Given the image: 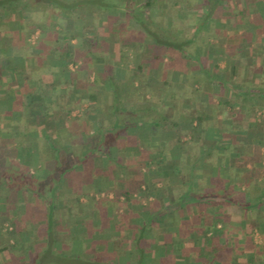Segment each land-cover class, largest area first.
<instances>
[{
    "label": "rangeland",
    "instance_id": "374dc122",
    "mask_svg": "<svg viewBox=\"0 0 264 264\" xmlns=\"http://www.w3.org/2000/svg\"><path fill=\"white\" fill-rule=\"evenodd\" d=\"M141 1L142 2L140 4V8L142 10V14L144 16L147 13V15L150 14L151 20H154L156 24H160L162 28L161 30L177 37H191V34L193 35L197 33L196 24L202 19L203 14H205L208 10V6L200 3L199 0H149L148 2L147 0ZM23 2H25V0H23ZM11 3L13 4V2ZM17 6L22 7L18 12L20 14V21L28 22L29 19H33L36 21L40 20L42 21V23L46 24L45 33H40V29L37 28V32L30 37L31 43L36 41V37L40 34H45V36L49 35L50 30H54L56 34H59V30H61V28H77L75 27L76 18L74 16L70 17L69 14H59L55 11L53 6H49L48 4H30L28 2H17ZM12 9L14 8L9 7V9H6L3 6H0V19L2 16V18L5 20L6 18L8 19L9 17H11L10 12L7 11H11ZM162 10H167V12H169L170 14L163 16L161 15ZM12 12L14 11L12 10ZM112 14L113 15L108 14L106 11H102L101 15L105 17L104 23L100 21V16L98 17L94 15L93 19L96 23H99V25L87 23V20L85 29L91 32V37L89 39L81 34V28L74 29L76 30V38L74 41H71V45H69V49H72L73 51L77 50V56H85V58L89 59L91 63L95 65L92 68H89L86 65L84 66V62H82V59H77V61L71 62L69 68L70 71L73 72L74 77L78 73V71H81V74L83 76H87L88 73L90 82H92L96 79V77L104 78L107 73L110 75L114 73L119 74L117 75V77L119 81L118 90L120 91L118 97V108L116 110L117 116L118 118H120V120L117 121L116 126H113V124H115L113 118V111L115 110V108L113 106L112 109V105L110 109L106 107V103L109 100L108 96L111 95V91L109 88L106 87V89H104L101 85L86 86L84 84H78L74 89L73 96L79 99L80 103L78 104V106L72 109L70 117L69 119H67L68 122L65 125L67 126V129H65L66 131H64L66 133V137L64 140L69 145L74 146V154L75 156L78 155V158L74 164L75 168L71 171L81 172V176L79 177L82 178H80L79 181L73 180L74 182H72L69 179L66 180V175L71 171H68L64 175H62L59 180H63L61 186L65 188V194L63 198L64 200H66L71 196L70 190L67 188L71 184L76 185L79 182L86 183L88 177L95 180L97 179L95 181L94 187H91L90 185L92 191L90 190L91 194H89V196L93 198L95 206L105 208V210H107L105 212V216L101 218H91L89 216V211L87 210L89 206L80 211L81 216L78 218L79 225L74 222L73 227H70L74 240H78V245L75 244L74 241V247L78 249V252L81 251V247H83L81 244V238L83 236L86 237L88 235L86 233H90V236L92 235L94 238L103 237L105 239L110 234H118L120 235V238H122V243L119 242L118 246H116L124 249L125 255L120 262L118 261L119 259L115 260L116 263L136 264L139 253L138 250L134 248L132 237L128 236L130 232H133V230L125 227L124 224H119V220H125L128 213L129 215H132L129 218L135 217V219L137 220L136 225L138 223V219L140 221L142 219L143 221L149 223L147 231L150 235L145 238V243L155 244L157 246L156 250H151V252L148 253L149 256L151 255V257H157L158 255H160L161 252L158 246L165 243L164 254H168V261H171V264H182V254H178L179 252H176L175 250L182 249V247L184 246V242L186 241L189 244L192 243V239L195 241V243H198L199 239L202 236V233L198 229L191 230V226L189 223H187L186 225L184 224V221H181V223H183L179 224L175 223L174 219H171V207L179 208L180 210L183 205L186 204L189 192L184 194V197H182L180 201L177 200V203L173 204L174 206L171 204L169 207H166L162 210L155 208L153 200L158 203L162 202V192L160 190L162 186L161 183L163 182L160 176V173L162 171L161 167L165 168V166H167V156L168 158H171L169 157V155H172V151H174L175 148H168L165 143L164 145L160 146L159 142L158 145H156V143H154L153 141L155 138L151 135L154 133V131H150L151 129L149 128V125L145 123H147L149 117L152 116V113H155V106L157 107L162 103V108L163 104L172 103L175 98L179 99L180 103L187 105L186 108L193 107L194 101L198 97L202 95L204 96V94L207 92L205 87L206 75L204 74V71L201 69V67H199L200 64L193 63L188 59L182 62L177 55H173L170 57V55L165 54L163 55L162 59L155 64V60L153 59L152 54L153 45L146 42L141 35L136 36L135 31L131 29V24H128L127 21L125 22V20H123L124 13L118 12ZM192 14L193 18L191 17ZM188 17L191 18L189 24L182 25V22L184 20H187ZM177 18H181L183 19V21H179ZM90 20L92 21L91 18ZM219 20L223 21V19L220 17ZM53 21L54 25H52ZM124 22L126 25H124ZM217 26L218 27L212 28L210 32L209 30H206V28H203L200 31L199 35L202 38V43H204L203 38H205V36H207L208 41L217 44L230 43V41L234 40L236 41V37H238V40L243 35V37H246V34H244V30L242 31L244 27H236V30L234 29L230 32V30L223 31V25L218 24ZM257 37L258 36H256V40ZM260 37L263 38V36ZM43 40L44 39H40L41 42H39V47L37 46L35 50L30 51L31 54H37V50L40 49V44H44ZM8 42L10 43L9 40ZM214 48L215 46L213 44H208L203 48L202 53L205 54L206 52H208L210 56H213ZM88 52L91 53L92 57L87 56ZM139 63L145 65L146 68H153V66H158L159 72L158 76H154L151 81L149 80L148 86H145L144 89L136 90V86H138V80L140 78H151V75L149 73L147 74L145 70H139L137 68V65ZM206 63L207 65H210L212 64V61L207 60ZM97 70H99L100 72L97 73ZM166 73L168 75H166ZM133 76H135V78L132 80V83L128 82L127 79ZM165 78L166 80H168L167 83H165L164 81ZM195 79H200L201 81L195 82ZM66 87L70 88V84H68ZM219 93V88L216 83H212L211 90L208 95L210 99L204 100V107L206 109L212 106H220L219 98H217ZM81 94H88L90 95V97H82ZM172 95H175V97H173ZM181 95H185V100L180 98ZM129 98H132L133 101L131 100L132 103L129 102L128 104L127 101ZM130 104H133V106H131ZM150 106L152 107V109H149ZM127 111L131 114H133L134 112H142V117L140 116L139 118H136L137 121L135 122V124L125 126L122 122V119H125L126 114H129ZM159 111L161 112L162 110ZM255 113L256 122L262 124L264 122V105H258ZM59 119H63V115H61ZM196 126H198L197 130L194 132L192 137L189 131L185 138H183L184 136L182 137L185 142L187 140L191 141L194 139H200L201 133H205V137L208 139L219 138L214 130L215 126L217 125L214 124L212 116L207 118L204 122L198 123ZM54 127L58 128L57 123H55ZM165 133L166 131L163 132V135ZM162 138H165V135L163 137H160V139ZM223 144L224 142L220 143L219 146H222ZM152 148H155L154 150L156 151V155L159 156L160 159L165 160L163 163L160 162L159 166L151 160L150 152L152 151ZM100 149L102 150L100 151ZM191 149L192 148H190L189 150ZM124 150L127 151L128 155H131L134 158H132L131 160L129 159L130 163L126 164L127 168L130 167L134 170L136 169L135 174L133 173L134 176L132 175V179H126L127 177H123L121 175L123 173L122 169L124 170V166L122 165V163H119L120 166L122 165L120 168H116L114 162L109 161V158H113V160L116 159V161H118V158L124 159V155L126 154L123 153ZM14 160L18 159L10 160V158H4L1 160V164L6 167V169L0 170L1 177L7 179L9 177L8 174L12 171H16V169H18L19 171H16L15 175H18L21 171L27 174H34L37 178H41L43 180L46 179V176L48 177L49 172L47 171V166L41 167L36 163H31L29 164L31 165L30 167L26 168L24 166L22 168L19 167L17 163L14 162ZM21 160L27 161L28 159L26 158V155H23L21 157ZM105 165L106 167H111L110 171L112 174L110 175L113 176L110 178V180H105V182H102L101 175L103 174V172H105V170H102V166ZM243 172L246 175L245 171H242V173ZM215 173H217V171ZM231 174L232 173H230V175ZM15 175L14 179L16 177ZM232 176L234 177V181L239 182L240 189L237 190L235 188H232V186H230L229 184L230 192L234 196H237L240 191H247V189L244 188L242 186V183L240 182V180H243V178L245 177L243 175L235 176L234 173L232 174ZM27 177V186L33 184L34 186L39 185L38 187L40 188L44 187V181L35 183V178H32L30 176ZM220 177H222L219 180L221 183H223L221 181L222 179H226V182L231 181V179L226 177V175L224 174H221ZM247 180L249 183L253 182V184H255L253 189H256V191L251 189V191H254L251 194H258L259 191L257 189H259L260 187L256 185L257 181L252 178H246L244 181ZM7 187L8 186H6V183L0 185V191L2 189H7ZM124 189H128L130 193H137V197L135 195L132 199L129 200L133 203V206L127 199L123 200L122 198L115 201L116 203L106 202V196H108V193L114 192L116 193L115 195H117V193L119 194L120 192H124ZM155 193L158 194V197H156V199L154 196ZM151 196L153 198H151ZM85 202L89 204L92 202V200H89V197L87 196ZM123 203L128 206V210H125L126 208L122 206ZM115 204L118 206H116ZM46 206L47 205H45L44 203L43 206L36 210V212L44 213L43 211L47 208ZM144 210L150 211V216L152 219L151 221H149L148 214H142ZM163 214H165L164 219H157L158 215ZM185 217L179 218L183 220V218ZM1 218L2 216L0 217V219ZM135 219H133V221ZM249 224L250 222L248 219L242 220V228L239 231L238 229H236V227L227 223L223 238H226L231 232H236L238 234L240 233L244 235V232H249L250 230ZM58 225L61 226L60 228H62V231L65 232L68 230H66V228L64 227V223H59ZM115 225L117 226L115 227ZM173 225L182 226V228H180V231L183 234L182 236H179L176 233L172 234L167 232L169 230L168 228ZM219 226L220 224L216 225V227ZM102 227H106V229L109 228L111 232H109L108 229L100 232L102 231ZM5 228H9L10 230L11 227L9 226L8 222H4L2 224L0 223V236L4 237L2 240L0 239V244H4V247L7 246L5 237H9L8 234L4 232ZM33 232L34 231L32 230V228H30V233ZM263 234L264 229L263 231L260 229H254L252 239L255 240L253 241V243L257 244V246L251 247L250 249L256 250V252L262 251L261 247L263 244ZM242 240H244V236H242ZM241 248L245 251L248 250L247 247H244V245ZM4 250L5 248L1 249L2 252ZM236 255L237 254L235 253L232 255L231 259L223 260V264H236ZM263 260L264 259L261 256V263H263ZM152 262L154 263L155 261L152 260ZM16 264H21V262H17Z\"/></svg>",
    "mask_w": 264,
    "mask_h": 264
},
{
    "label": "trees",
    "instance_id": "16d2710c",
    "mask_svg": "<svg viewBox=\"0 0 264 264\" xmlns=\"http://www.w3.org/2000/svg\"><path fill=\"white\" fill-rule=\"evenodd\" d=\"M148 1L149 0H147V2ZM199 1L207 5L208 10L196 24L197 33L191 34V37H177L161 30L160 24H156L154 20H151L150 14L147 15V13L145 16L142 14L140 8L141 0H25V2L30 4H48L49 6H53L55 11L59 14H69L70 17L74 16L76 18V29L81 28V34L88 39L91 37V32L85 29L86 24L91 23L99 25V23L94 21V15L100 16V21L104 23L105 17L101 15L102 11H106L111 15H113L112 13L122 12L124 13L123 20L131 24V29L135 31L136 36L141 35L146 42L153 45L152 54L155 64L159 62L165 54L170 55V57L177 55L182 62L188 59L193 63L200 64L199 67H201L206 75L205 79H209L212 84L216 83V58L214 55L210 56L208 52L205 54L202 53L203 48L212 42L208 41L207 36H205V38H203L204 43H202V38L199 35L200 31L206 28V30L210 32L212 28L218 27L217 25L219 24L223 25L224 29L225 27H244V32L246 29L254 28L256 31H261V36H264V0ZM11 2H13V4ZM17 2L25 3L23 0H0V6L6 9L12 7L14 8L12 9L14 12H19L22 7H18ZM12 10L7 12H12ZM168 14L170 13L167 12V10L161 11V15L163 16ZM191 17L193 18V14ZM219 17L222 18L223 21H220ZM177 19L183 21L181 18ZM190 20L191 18L188 17L187 20L182 22V25H188ZM5 22L6 21H0V25H5ZM23 22L24 21L19 20L17 23L20 29H18V33L13 40L15 42L14 44L19 45V49H14L9 52L12 53V58L9 57L10 55H8L7 51L6 56H8V59H6V64L0 66V78L2 79L5 76L2 70L8 69L9 75H19L21 77L22 83H15L14 85L18 87L21 85L24 91L23 94H16L14 88H10L7 93H0V117L6 118L4 121L13 125H4L0 127V170L6 169V167L1 164V160L6 156L4 149H11L10 143L16 142L17 145H19V148L15 146V149H18V154L24 151L28 159L27 161L21 160L20 162H15L19 167L23 168V166L20 165H24L27 168L31 166L29 164L36 163L41 167L47 166L49 174L48 177L46 176V179L44 178L45 180H43L37 178L34 174H27L21 171L19 172L20 175H15V172L19 171L16 169V171H12L8 174L9 177L7 179L0 176V185L6 183L9 189L8 194H0V217L2 216L0 223L8 222L11 228L10 230L9 228H5L4 232L8 234L15 243L21 239L19 235L23 233V228L19 220H15L11 213L13 209L11 207L17 204L16 200L19 197H24L26 201L27 199H32L35 195H41L40 197L44 199L45 205H47V208L43 211L46 220V232L48 236L53 234L54 221L58 217L59 206L56 205L57 203L55 202L54 196L51 194V190L58 186L59 179L62 175L75 168L74 164L78 158V155L75 156L74 154V146L69 145L64 140L66 137L64 131L67 129V126H65L68 122L67 119H69L72 109L80 103L79 99L73 96L74 89L78 83L71 84L70 82L74 74L69 71L68 62H74L77 61V59H82V62L87 60L85 56H77V50L73 51L69 49L71 39L76 36L71 29L61 28L59 34H56L54 30H50L49 35L45 36V34H40L36 37V41L31 43L27 40L28 35L33 33L37 28L40 29V33H45L46 24L42 23L40 20L36 21L33 19H29L28 22ZM125 22L124 25H126ZM52 25H54V21ZM3 32L0 34L1 45L6 40V36ZM246 33L247 32L244 34ZM40 39H44V44H40V49L37 50V56L35 55L39 63L34 64V61L31 59L34 58V55H31L30 51L37 48L39 42H41ZM26 49L28 50V55L24 52ZM26 56H28V58H25ZM45 56L48 58V62L43 63L40 58H44ZM87 56L92 57L90 52H88ZM207 60H211L212 64L207 65ZM33 65L36 66L33 67ZM137 68L139 70H145L147 74L149 73L151 75V78H140L136 90L144 89L145 86L149 85V80L151 81L154 76H158V66L146 68L145 65L139 63ZM49 72L59 75V83L51 82L48 88L45 87V89L43 86L40 87L39 83H32L34 80H39L42 73ZM98 72L100 71L97 70V73ZM117 75L119 74L114 73L110 75L107 73L104 78L96 77L92 82H88V79L84 80V85H101L104 89H106V87L110 89L113 101L112 109L113 106L115 108V112L113 111L115 124H113V126H116L117 121L120 120L116 113L120 94ZM88 76L87 73L86 78H88ZM134 78L135 76L127 80L132 83ZM164 81L167 83L168 80L165 78ZM200 81V79H195V82ZM68 84H70V88L66 87ZM59 90H61V92H59ZM172 96L175 97V95ZM131 100L132 98L128 99V104ZM173 102H176L180 108L187 107V105L180 103L177 98H175ZM130 105L133 106V104ZM191 108L188 107L189 110ZM128 113L125 119H122L125 126L135 124L137 121L136 118L142 117V112H134L133 114L130 112ZM61 115H63V119H59ZM207 118H209V116L206 115L203 110H200V108L190 114L191 127L189 133L191 137L197 130L196 125L204 122ZM167 119L168 117L165 115L152 113V116L147 120V124L151 129L154 128L156 130L159 128V134L161 135L168 127L166 126ZM55 123H57L58 128L54 127ZM172 125L175 126L176 124L171 122L169 126ZM27 137H32L33 139L29 146L24 147L21 144L23 139ZM40 137L45 140L44 150L42 147L40 150L38 146L37 139ZM262 138L263 137L258 138V141H262ZM178 140L180 141L181 138L178 137ZM101 150L102 149H100V151ZM211 154V151L207 152V157H210ZM14 175L16 176L15 179ZM27 176L35 178V183L44 181V189H46L47 193H43L42 191V193L38 192V188H40L38 187L39 185L34 186L30 184V186H27ZM221 178L222 177H216L215 179L211 178L212 186L206 188L203 192L190 189L186 204H184L180 210L172 212L177 217L186 216L187 218L185 217L182 220L184 224L187 225V223H189L191 230L198 229L202 233L198 243H195L193 239H189L192 243L189 244L186 241L182 249L175 251L179 252L178 254H182V264H219L221 260L231 259L232 255L235 253L237 254L235 256L236 264H263L260 261V256H257L256 253L253 256H247L246 252L241 247L243 245L249 248L257 246V244L252 242V235L254 229H260L262 231L264 229V194L262 191L260 194L256 195H252L248 191H240L237 196H234L229 190L230 182H226V179H222L221 181L223 183H221L219 181ZM256 185L260 186L261 183ZM40 189L42 190V188ZM123 193L126 198H129V191H124ZM35 210V206H31L30 211L34 212ZM142 214H148L149 221L152 220L150 211L144 210ZM164 215L165 214L158 215L157 219H164ZM244 219H248L250 222L249 232H244V235L231 232L226 238H223L227 223L233 225L240 231L242 228L241 221ZM139 221L138 219L135 228L136 235L132 240L134 248L138 250L139 253L136 264H171V261H168V254H164L165 243L158 246L161 252L160 255L157 257L149 256L148 253L151 252V250H156L157 246L155 244L145 243V238L150 235L147 231L149 223L142 219L140 221L141 223ZM217 224H220V226L216 227ZM180 228H182L181 225H173L168 228L169 230L167 232L182 236L183 234ZM242 236H244V240H242ZM49 246L51 245L49 244ZM62 260L64 263L66 262L64 258ZM152 260L155 262L153 263ZM67 262L69 263V260ZM21 264H26V262H21ZM94 264L103 263L96 262ZM106 264L112 263L106 262Z\"/></svg>",
    "mask_w": 264,
    "mask_h": 264
},
{
    "label": "crops",
    "instance_id": "0c3cea01",
    "mask_svg": "<svg viewBox=\"0 0 264 264\" xmlns=\"http://www.w3.org/2000/svg\"><path fill=\"white\" fill-rule=\"evenodd\" d=\"M10 15L11 17L8 19L6 18V20L2 17L0 19L1 21H6L4 23L5 25H0V34L4 31L3 33L6 36V40L2 45L0 44V66H4L6 64V59H8V56H6L7 51L8 55H10L9 57L12 58V53L9 52L14 49H19V45L14 44L15 42L13 40L15 39V35L18 33V29H20L17 26V23L21 20L19 16L20 14L18 12H10ZM234 29L235 28L232 27H225V29L222 27L223 31L230 30L231 32V30ZM71 30L75 34L76 30L73 28H71ZM36 32L37 29L28 35L27 40L29 42L31 39L30 37ZM245 32H247L246 37H243V35L237 40L238 37H236V35V41H230V43H211L215 46L213 50L216 58L215 82L220 92L217 97L219 98L220 106H212L207 109L204 107V100L210 99L208 96L211 90V82L209 79H205L207 92L204 96L202 95L195 100V105L190 110L188 108H180L176 102L165 103L162 108V103L157 107L155 106V114L165 115L168 117L166 122V126L168 127L166 129V133L164 134L165 138L162 139H160V137H163L164 135L162 132L160 136L159 128L155 130L154 128L151 129L149 127L151 129L150 131H154V133L151 134L155 138L153 141L156 145H158L159 142L160 146L165 143L168 148H175L174 151H172V155H169L171 158H168L167 156V166L164 165L165 168L161 167L162 171L160 176L163 182L161 183L162 186L160 190L162 192V202L158 203L153 200L155 208L162 210L169 207L171 204L173 205L177 203L176 201H180L182 197H184V194L188 193L190 189L197 192H203L206 188L212 186L211 178L215 179L216 177H220L221 174L230 178V186L237 190L240 189L239 182L233 180L234 177L232 174L234 173L235 176L243 175L245 178L240 180V182L250 193L256 191V189H253L255 184H253V182L249 183L248 180H244L246 178L255 179L257 184L261 183V185L258 186L260 188L257 189L259 191L258 194H260L261 191L264 194V122L259 124L256 122L255 118V112L258 105H264V36L263 38L260 37L261 31H256L254 28L246 29ZM256 36H258L257 40ZM75 38L76 36H74L71 41H74ZM24 52L28 55L27 49L24 50ZM25 58H28V56ZM31 59L34 61V64L39 63L35 55L34 58ZM40 59L43 63L48 62V58L46 56ZM70 64L71 62H68L69 71ZM83 64L84 66L86 65L90 68L95 66L89 59L85 60ZM35 66L36 65H33V67ZM2 72L5 76L2 79L0 78V93H7L10 88H14V92L16 94H23L24 91L21 85L20 87L14 85L15 83H22L21 77L19 75H9L8 69H4ZM78 73L79 74H76L75 77L73 75L70 79L71 84H74L75 82L78 84H85L84 80L87 79L88 82H90L89 77L86 78V76H83L81 71H78ZM166 75L168 74L166 73ZM58 79V74L51 72L42 73L40 79L34 80L32 83H39L40 87L43 86L45 89V87L48 88V85L51 82L59 83ZM59 92H61V90H59ZM81 96L90 97L88 94H81ZM180 98L185 100V95H181ZM108 99L106 107L110 109L113 104L112 95H109ZM199 108L209 117L212 116L214 124L217 125L214 130L219 138L208 139L205 137V133H201L200 139H194L191 141L187 140L185 142L183 138H185L191 127L190 114L194 113V111ZM149 109H152V107L150 106ZM159 110L162 111L160 112ZM4 119L6 118L0 117V127L4 125L13 126L5 122ZM171 122H174L176 125L169 126ZM178 137L181 138L180 141L178 140ZM261 137H263V140L258 141V138ZM32 139V137L24 138L21 145L24 147L29 146ZM37 140L40 150L41 147L44 150L45 140L41 137ZM222 142H224V144L219 146ZM10 146L12 147L11 150L4 149L6 154L5 158H10V160L18 159L14 160V162H20V158L23 155H26V152L21 151V153L18 154V149H15V146L19 148V145H17L16 142L10 143ZM190 148L192 149L189 150ZM154 149L155 148H152L150 157L151 160L159 166L160 162L163 163L165 160L160 159V157L156 155V151ZM124 151L123 153H126L124 155V159L118 158V161L114 159L116 161L115 162L113 158H109V161L114 162L116 168H120L123 165L124 170L122 169L123 173L121 175L123 177H127L126 179H132V175L134 176L136 169L134 170L130 167L127 168L126 164H129V159L131 160L133 157L128 155L126 150ZM209 151H211L212 154L210 157H207V152ZM119 163H122V165L120 166ZM21 166L24 167V165ZM102 168V170H105V172L101 175L102 182L110 180L113 176L110 175L112 174L110 171L111 167H106L105 165L102 166ZM216 171L217 173H215ZM242 171H245L246 175L244 172L242 173ZM230 173L232 174L230 175ZM79 176H81V172L71 171L66 175V180L69 179L72 182H74L73 180L79 181L80 178H82ZM96 180L88 177L86 183L79 182L76 185H67L69 186L67 188L70 190L71 196L66 200L63 198L65 188L61 186L63 180L59 181L58 186L51 190V194L54 196L55 202L57 203L56 205L59 206V213L57 219L54 221V235L52 234L50 236H48L46 232V220L44 213L36 212V210L45 203L44 199L40 197L41 195H35L32 199L29 198L30 200L27 199L26 201L24 200V197H19L16 200L17 204L12 205L11 208L13 209L11 213L15 220H19L23 228V233L19 235L21 236V239L17 243H15L12 238L7 236L5 237L7 246L4 247V244H0V264H16L17 262H26V264H94L96 262L106 264V262H109L117 264L115 260L118 259L120 262L123 259L125 252L124 249L117 247L119 242L122 243V238H120V235L118 234H110L105 239L103 237L94 238L92 235L90 236V233H86L89 237L83 236L81 238V244L83 246L81 247V251L78 252V249L74 247L75 244L78 245V240H74L70 227H73L74 222L79 225L78 218L81 216L80 211L89 206L87 210L89 211V216L91 218H101L105 216V212L107 211L105 208L95 206L93 198L89 196V194H91L90 185L91 187H94ZM251 189L254 191H251ZM41 191L43 193H47L44 187L42 190L38 189V192ZM125 191L129 190L126 189ZM8 193V187L7 189H2L0 191V194ZM115 194L116 193L114 192L108 193V196H106V202L116 203L115 201L121 198L129 201L137 193H129V198H126L125 195H123V192H120L119 194L117 193V195ZM87 196L89 197V200H92L89 204L85 202ZM154 196L156 199L158 194L155 193ZM151 198L153 197L151 196ZM124 204L125 203H123L122 206L126 208H124L125 210H128V206ZM131 205L133 206L132 202ZM31 206H35L36 208L34 212L30 211ZM170 210L174 212L179 210V208L171 207ZM171 215V219H174L175 223H181L182 220L179 217H177L174 213H171ZM130 216L132 215L127 213L125 220H119V224H124L125 227L133 230V232H130L128 235L133 239V236L136 235L135 228L137 226V220L135 217L129 218ZM133 219L135 220L133 221ZM59 223H64V227L68 230L65 232L62 231V228H60L61 226L58 225ZM116 226L117 225H115V227ZM30 228L34 231L33 233H30ZM107 229L111 232L109 228ZM107 229L106 227H102V231L100 232ZM262 237V247L264 248V234ZM3 238V236H0L1 240ZM253 241L255 240L252 239V242ZM49 244L51 246H49ZM262 247L261 252H256V250L250 249L249 247H247V251H244L247 256H253L256 253L257 256H262L264 259V249ZM2 248H5L3 251L4 253L1 251ZM63 258L66 262L69 260V263H64L62 260ZM219 264H223V261H219Z\"/></svg>",
    "mask_w": 264,
    "mask_h": 264
}]
</instances>
